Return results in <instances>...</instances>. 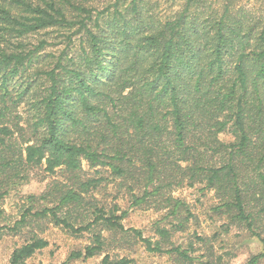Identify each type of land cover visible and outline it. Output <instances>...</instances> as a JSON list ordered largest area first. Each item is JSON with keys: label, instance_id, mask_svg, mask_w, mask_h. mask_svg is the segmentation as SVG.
I'll list each match as a JSON object with an SVG mask.
<instances>
[{"label": "trees", "instance_id": "trees-1", "mask_svg": "<svg viewBox=\"0 0 264 264\" xmlns=\"http://www.w3.org/2000/svg\"><path fill=\"white\" fill-rule=\"evenodd\" d=\"M177 2L160 17L153 0H0V200L35 168L66 176L0 227L30 228L8 264L49 245L34 230L44 219L89 234L61 264H135L108 250L119 241L177 264H226L218 233L175 239L194 216L175 191L196 185L214 191L226 232L264 245V0ZM39 33L59 41L28 40ZM227 131L231 142L219 137ZM109 187L113 198L100 199ZM120 199L166 211L158 239L125 227ZM263 263L264 250L245 262Z\"/></svg>", "mask_w": 264, "mask_h": 264}, {"label": "rangeland", "instance_id": "rangeland-1", "mask_svg": "<svg viewBox=\"0 0 264 264\" xmlns=\"http://www.w3.org/2000/svg\"><path fill=\"white\" fill-rule=\"evenodd\" d=\"M156 3V13L160 17H168L173 14L178 7L177 0H153ZM252 3L256 2V6H262L263 0H246ZM102 7V3L96 4ZM55 33L34 34L29 41L37 43L42 38H49L52 44L59 41L53 38ZM63 45L57 46L62 48ZM56 50V47H49V51ZM21 107H25L22 105ZM24 108L21 112L25 113ZM220 139L225 142L234 140L233 135L227 131L219 135ZM84 176L95 175V169L90 167L87 161H83ZM63 173L52 175L47 173L43 167L35 168L30 174V179L23 182L11 191L4 199L0 200V227L3 225H14L21 218L24 209L31 205L29 195L39 197L47 189L49 183L55 178L65 181L66 176ZM106 194L99 192L98 196L102 200L110 201L113 198L115 189L109 187ZM175 195L186 200L190 206L194 216L190 219L187 228L183 232H177L175 239L178 243H186L192 238L193 233H198L205 236H213L218 233L219 240L215 242L217 252L224 253L226 264H245L248 257L253 254L260 253L264 250L263 243L256 237H252L249 233L239 230L237 227H232L229 232L225 231L224 223L227 222L223 216L216 215L212 208L218 204V200L214 191L202 190V185L194 187L184 186L175 191ZM119 203L123 208L129 209L128 216L123 220L126 228H137L142 230L145 237H151L153 240L158 239L156 233V223L162 220L166 214L164 210H156V208H138L130 207L127 199H120ZM45 204V203H44ZM169 220H163L162 226H168ZM35 231H38L42 236L49 240V245L37 251L30 259L29 264H61L68 259L69 254L73 250L84 247L89 243V234H84L81 237L73 236L61 226H55L48 220L44 219L36 223ZM26 233H30V228H22L14 231L8 228H0V264H8L13 250L20 246L26 237ZM117 246L110 247L108 250L115 255L128 256L135 260V264H177L176 258L170 254L155 253L147 250L143 242L131 245L127 242H117ZM229 251V254H225ZM102 255L83 260L72 261L71 264H100ZM264 264V263H263Z\"/></svg>", "mask_w": 264, "mask_h": 264}]
</instances>
